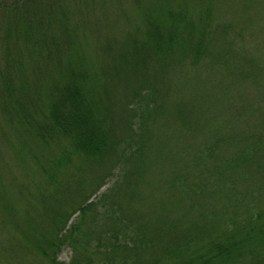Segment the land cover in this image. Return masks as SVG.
Returning <instances> with one entry per match:
<instances>
[{"label":"trees","instance_id":"16d2710c","mask_svg":"<svg viewBox=\"0 0 264 264\" xmlns=\"http://www.w3.org/2000/svg\"><path fill=\"white\" fill-rule=\"evenodd\" d=\"M122 4L138 21L128 48L111 40L99 49L137 83L119 113L107 89L118 72L94 60L89 43L104 27L96 15ZM199 69H216V94L168 102L165 78ZM235 87L255 93L231 95ZM263 104L264 0H0V131L18 136L44 187L76 173L70 193L89 188L66 215L59 203L27 215L23 234L21 206L0 196V221L25 242L22 257L8 249L0 264H66L57 260L64 246L67 264H264ZM202 130L214 133L183 154L180 135ZM158 132L178 137L155 149ZM168 152L188 160L168 165ZM160 166L158 184L183 189L158 227L148 193Z\"/></svg>","mask_w":264,"mask_h":264},{"label":"rangeland","instance_id":"374dc122","mask_svg":"<svg viewBox=\"0 0 264 264\" xmlns=\"http://www.w3.org/2000/svg\"><path fill=\"white\" fill-rule=\"evenodd\" d=\"M134 17L135 12L128 5L122 4L113 6L111 8L105 7L100 15H96L95 19L98 21V25H104V27L94 33V36H92V40L89 43V50L91 51L90 54L93 56L94 60L96 59V61L101 63L103 62L107 72H110L113 69H116L118 72L116 76L109 77L107 85V89H109L111 93V98L113 97L111 103L117 107L118 112L119 110H122L129 102L130 90L135 88L137 83L133 80L127 81V79L125 83V78H129V74L127 73V70L124 69L121 72L119 66L121 65V62L120 59L115 56L116 53L104 54V52H100L99 49L105 43H110L111 40H114V47L116 50L122 49L123 52L125 49H127V34L129 32L132 33L135 22L138 23V21L134 20ZM113 57L114 59H111ZM166 70L169 73H173V67L171 65L167 66ZM196 72H194L195 74L186 76V73L181 75L183 72L179 71L177 74L181 75V79L175 82L169 78H167L166 81L165 78V82L169 88L170 94L167 99L168 102L170 101L171 103V101L174 100L173 96L176 97V99L187 96H196L198 99H204L211 94H216V69L211 71L199 69L198 72ZM239 91H244L246 93L243 95L245 99H248L249 96L255 93L248 88L235 87L232 90L231 95L234 93L236 94ZM126 116L127 115L125 113L123 117L126 118ZM170 121L171 117L169 120L168 116L166 122L169 123ZM207 121L209 120H206V123H209ZM210 123L217 125V118L211 120ZM4 129L6 128H3V130L0 131V196L1 198L4 196V200L6 202L12 198L16 204L21 206L22 213H15L20 219L21 234H23L28 228V222H25V217L28 215L31 217H36L35 219H37V216H39L37 214L41 212L42 206L53 207L55 206V203H59V212L63 215H66L71 210L75 209L76 207L73 206L77 204L87 192H89V188L84 186L79 192L75 193L72 191V193H70L71 189L69 188L73 186L75 180L78 178V175L73 173L70 176V173H68L66 176H64L68 177V179L62 184L63 188L58 186L64 177L59 178L58 183L51 185L50 188L44 187L43 184H40L41 180L43 181V177L40 176L39 178L35 173L33 165L28 160L27 152L22 150L20 146L21 141H18V136L9 131L3 132ZM163 131H167V129H164ZM213 133L214 131L209 130L199 131L195 135L182 133L180 135L182 138L179 140L180 143L178 144V147L183 154H186L190 148H195L197 146L196 144H198V142L197 140H194V138L205 139ZM237 134L238 133H233L231 137H235ZM156 136L161 141L160 144H157L155 149H159V147L163 149L165 146L168 148L171 147V144L174 142V138L178 137L176 134L170 132H158ZM186 137H190L191 140L188 142L184 141L183 139ZM117 154L118 152L111 154V158H113L111 160L112 163L115 162L114 158L115 156L117 157ZM46 157V153L41 154V159ZM165 159L166 164L168 165H180L181 163L186 162L188 157L181 158L168 152L165 156ZM75 160V158H72V163L69 166H75L73 164ZM109 161L108 163L105 162L103 165H111L109 164ZM160 162L161 161H155L152 163V165H160ZM183 167H185V165H182V168ZM161 173L162 166L158 167V172H156L155 175L150 178V181L152 183L154 181L156 187L151 188L150 192L148 193V195H152L149 196L150 199H148L150 203L148 210L151 213V216H148V218L153 223L156 222V226L158 227V221L161 219L158 214L164 207L173 208L178 205L181 202V191L183 189V187H181L182 184H180V186L177 184L176 186L178 187L176 188H171L168 186V184L160 186L158 183H160L162 178ZM100 177V174H98L97 179L95 180H99ZM170 182L171 179L168 178V183ZM111 184L112 183L110 182L107 183L91 200H95L94 198L100 195V193H105ZM218 196L219 194L216 195V198ZM170 218L171 215L168 213V219ZM0 233H3L0 235V258L6 259L5 254L8 249L16 250L19 256L22 257L23 252L21 248L25 242L17 229L14 227L12 228V226L5 225L2 223V221H0ZM12 235H15L16 239L13 243L9 244L10 236L12 238ZM72 255V249L69 246H64L61 249V252L57 255V260L67 264L72 258Z\"/></svg>","mask_w":264,"mask_h":264}]
</instances>
